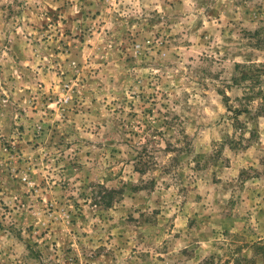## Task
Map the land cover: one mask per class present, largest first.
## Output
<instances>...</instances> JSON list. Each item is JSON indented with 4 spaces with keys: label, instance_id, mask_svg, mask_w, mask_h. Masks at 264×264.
<instances>
[{
    "label": "rangeland",
    "instance_id": "374dc122",
    "mask_svg": "<svg viewBox=\"0 0 264 264\" xmlns=\"http://www.w3.org/2000/svg\"><path fill=\"white\" fill-rule=\"evenodd\" d=\"M261 65L264 0H0V264H264Z\"/></svg>",
    "mask_w": 264,
    "mask_h": 264
},
{
    "label": "trees",
    "instance_id": "16d2710c",
    "mask_svg": "<svg viewBox=\"0 0 264 264\" xmlns=\"http://www.w3.org/2000/svg\"><path fill=\"white\" fill-rule=\"evenodd\" d=\"M254 63L251 64V66H247V65H242L241 63H237L236 65V68H243L244 70L242 71V76H241V80H247V79H253V80H256V78L259 77V75H253V74H250L249 73V69L253 68V66L257 67V65H253ZM264 67V65H261ZM249 68V69H247ZM264 75V74H263ZM238 79H236L237 81ZM262 99H264V97H261ZM264 106V104H263ZM141 156L139 155L138 158H140ZM140 172H145L144 169H140ZM106 193L104 194H107L106 196L104 195V197H100V199L97 201L99 202L100 204H104L106 206H111L115 200V195L119 192L118 190L116 189H105Z\"/></svg>",
    "mask_w": 264,
    "mask_h": 264
}]
</instances>
